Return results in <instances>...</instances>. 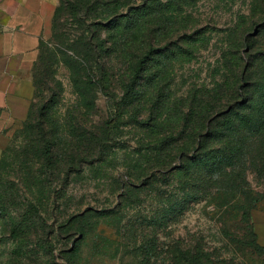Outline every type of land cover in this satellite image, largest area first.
I'll list each match as a JSON object with an SVG mask.
<instances>
[{"label":"rangeland","instance_id":"374dc122","mask_svg":"<svg viewBox=\"0 0 264 264\" xmlns=\"http://www.w3.org/2000/svg\"><path fill=\"white\" fill-rule=\"evenodd\" d=\"M95 1L56 0L34 115L0 156V264H169L177 241L215 264H264L253 221L264 212V174L206 185L203 163L183 172L178 158L194 141L191 125L232 94L245 38L263 52L252 77L264 82V0H155L147 30L129 28L138 41L121 47L137 58L144 35L155 43L134 91V61L104 53L116 98L100 89L96 52H107L111 32L95 27Z\"/></svg>","mask_w":264,"mask_h":264},{"label":"trees","instance_id":"16d2710c","mask_svg":"<svg viewBox=\"0 0 264 264\" xmlns=\"http://www.w3.org/2000/svg\"><path fill=\"white\" fill-rule=\"evenodd\" d=\"M69 1V0H68ZM155 0H143L141 4L129 3L124 4L123 0H96L98 19L94 22L95 27H106L111 32L110 46L107 47V52L104 49L98 50L97 56L100 57L101 63V78L99 79L101 92L108 95L116 94L112 88L107 86L105 78H103V68L107 61L104 53L110 62V59H115L124 56L128 61H134V72L131 75L126 85L127 90L134 91L137 82L147 62L150 60L153 52L156 50L153 40H149L147 35H144L142 47H146L145 54L140 56L130 57L126 52L122 51V45L138 41L137 34L128 31L129 28H134L135 32L142 29L147 30V26H141L142 18H148L154 13ZM166 1V0H162ZM75 9L79 13L82 8L78 4H74ZM84 18V17H83ZM128 19L132 22L130 26L119 32L122 21ZM140 20V21H139ZM109 27V28H108ZM92 32L93 29H90ZM128 31V32H127ZM127 35V40L123 42L119 39L121 34ZM145 32H142L144 34ZM236 53L238 54L235 78L231 80L232 94L226 99H223L219 104H210L205 113L200 115V122L192 124L189 132L194 141L187 147L183 148L179 154L181 166L179 168L184 172L185 169H190L191 166L197 163H203L206 166V179L204 183L211 185L218 179L228 183L239 180L245 176L249 170L259 175L264 174V82L262 79L252 77V72L256 66V59L263 52H257L251 45V40L244 39ZM42 48V47H41ZM41 53V51H40ZM104 58V59H103ZM103 59V60H102ZM39 61V59H38ZM38 65V62H37ZM35 67V86L37 96L36 68ZM224 83V82H223ZM34 98V101H35ZM33 101L29 122L34 115L35 103ZM121 102H116V118L108 123V130L113 129L114 121L121 115ZM44 104L39 112V117H44L43 110L46 109ZM189 120V119H188ZM187 126H185L186 128ZM51 151V146L47 147ZM47 152V157L51 152ZM50 161V159L48 160ZM176 168V169H179ZM70 171H68V177ZM192 185V183H191ZM255 236L258 242V247L264 253V246L260 245L255 231ZM184 244V245H183ZM189 246V247H187ZM185 247V249H184ZM169 264H215L211 255L194 245H186L182 241H177L174 246L170 247ZM218 264V263H217Z\"/></svg>","mask_w":264,"mask_h":264},{"label":"crops","instance_id":"0c3cea01","mask_svg":"<svg viewBox=\"0 0 264 264\" xmlns=\"http://www.w3.org/2000/svg\"><path fill=\"white\" fill-rule=\"evenodd\" d=\"M56 0H0V156L31 115L35 67L51 31ZM264 246V212L253 214Z\"/></svg>","mask_w":264,"mask_h":264}]
</instances>
